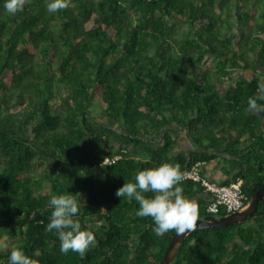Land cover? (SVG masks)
Listing matches in <instances>:
<instances>
[{"label": "trees", "instance_id": "obj_1", "mask_svg": "<svg viewBox=\"0 0 264 264\" xmlns=\"http://www.w3.org/2000/svg\"><path fill=\"white\" fill-rule=\"evenodd\" d=\"M48 2L10 15L0 0V264L17 246L40 264H161L176 232L157 236L115 193L138 171L168 162L185 173L211 152L233 159L225 184L242 179L246 202L258 190L264 113L247 101L264 80V0H70L55 13ZM172 125L188 153L176 152ZM180 186L198 219L209 216L202 185ZM62 194L96 236L83 258L46 231ZM172 264H264V200L243 223L193 231Z\"/></svg>", "mask_w": 264, "mask_h": 264}, {"label": "clouds", "instance_id": "obj_2", "mask_svg": "<svg viewBox=\"0 0 264 264\" xmlns=\"http://www.w3.org/2000/svg\"><path fill=\"white\" fill-rule=\"evenodd\" d=\"M26 3L27 0H5L4 8L8 14L15 15L23 11ZM46 6L49 13H55L67 9L70 6V0H50ZM258 101H264V80L258 83L256 94L249 97L247 110L253 114L264 113V103H258ZM201 170L202 168L200 174ZM185 175L181 171L180 164L162 163L159 167L138 171L134 176V181H126L115 195L122 198L126 196L129 201L134 199L139 204L137 215L152 218L155 225L153 231L157 236H163L169 231L183 235L196 230L199 215L196 200L187 198L180 186ZM146 193L154 195L148 197ZM49 207L53 211L50 222L46 225V231L56 232L61 253L68 254L71 251L83 258L97 241L91 229L82 228L80 220L74 218L78 215L80 207L77 198L73 194L52 196ZM209 216L212 215L209 214ZM102 223L103 221H100L97 226ZM34 255H39V253ZM9 264H40V261L29 257L21 246H17L11 251Z\"/></svg>", "mask_w": 264, "mask_h": 264}, {"label": "built area", "instance_id": "obj_3", "mask_svg": "<svg viewBox=\"0 0 264 264\" xmlns=\"http://www.w3.org/2000/svg\"><path fill=\"white\" fill-rule=\"evenodd\" d=\"M104 163H109L106 159ZM206 162H197L192 165L191 169L185 172L184 179H190L195 182L201 183L205 191L210 195L211 201L209 203L207 212L218 217L221 210L225 214H231L241 210L246 202V197L242 192V179L232 182L228 185H220L210 180L203 178L200 174V169Z\"/></svg>", "mask_w": 264, "mask_h": 264}, {"label": "water", "instance_id": "obj_4", "mask_svg": "<svg viewBox=\"0 0 264 264\" xmlns=\"http://www.w3.org/2000/svg\"><path fill=\"white\" fill-rule=\"evenodd\" d=\"M264 200V182L254 193L251 199L245 204V206L234 213L225 215L222 217L207 216L202 219H198L196 230L206 229L211 227H222L234 224H240L245 222L249 217L253 216L257 210L259 204ZM193 231L187 232L183 235H173L171 237V243L165 253V257L161 264H172L180 247L184 244L186 238Z\"/></svg>", "mask_w": 264, "mask_h": 264}, {"label": "crops", "instance_id": "obj_5", "mask_svg": "<svg viewBox=\"0 0 264 264\" xmlns=\"http://www.w3.org/2000/svg\"><path fill=\"white\" fill-rule=\"evenodd\" d=\"M172 130L177 131L179 133V137H178V147L176 149V152H183V153H188L191 149V145L190 142L188 140L187 137V132L184 131L183 129L178 128L176 125H172ZM249 145V137L248 135H246L244 138H242L241 140V144L238 146V148L240 149H244L245 147H247ZM210 154H214L216 157V159L220 158L221 161H223L224 163L221 165H218L215 171V168H212L213 170V175H212V179L207 178L208 180L218 183V184H225L228 181H231L232 179V175H228L226 173V170H228L232 164H233V159L228 157L227 155H220L214 152H211ZM212 166H215V159H211L209 161H206V165H204L202 167V169L204 168H211ZM235 173V172H234ZM203 176V175H202ZM204 177V176H203ZM206 178V177H204ZM220 181V182H218ZM206 199L208 200V202H210V196L208 194H205Z\"/></svg>", "mask_w": 264, "mask_h": 264}, {"label": "rangeland", "instance_id": "obj_6", "mask_svg": "<svg viewBox=\"0 0 264 264\" xmlns=\"http://www.w3.org/2000/svg\"><path fill=\"white\" fill-rule=\"evenodd\" d=\"M241 75H245V76H247V77H250V76H251V74H247V73L239 72V73L236 75V77H237V76H241ZM234 84H235V82H234V81H231V82H224V83H221L219 86H220V89H221L222 93H225V91L228 90V88H229L231 85H234ZM97 99L99 100L100 97H98ZM100 104H101V103H100ZM54 107L57 108V106H54ZM92 110H93L94 113H96V115H101L102 106L96 104V105H94V106L92 107ZM99 121H101V122H103V123H107V124H108V127H112V128H114V129H116L117 132L119 131L118 128H117V126H116V124H117L116 121H114V120L110 121V120L106 119L105 117L100 118ZM223 163H224V162L221 161L220 158L215 159V166H212L211 168H205V169L203 168V169L201 170V175H203L204 177H206V179H207V178L212 179V175H213V170H212V168H215V171H216L217 166H218V165H221V164H223ZM212 180H213V179H212ZM218 182H220V181H218Z\"/></svg>", "mask_w": 264, "mask_h": 264}, {"label": "flooded vegetation", "instance_id": "obj_7", "mask_svg": "<svg viewBox=\"0 0 264 264\" xmlns=\"http://www.w3.org/2000/svg\"><path fill=\"white\" fill-rule=\"evenodd\" d=\"M106 159H108V160H109V163H104L105 161H103V163H102V164H103V165H109V164H111L112 160H111L110 158H108V157H107ZM106 159H105V160H106Z\"/></svg>", "mask_w": 264, "mask_h": 264}]
</instances>
